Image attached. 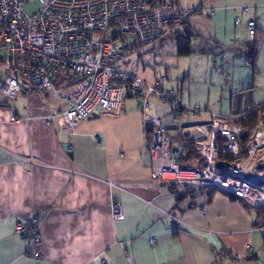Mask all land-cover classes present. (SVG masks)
<instances>
[{"label": "crops", "instance_id": "obj_1", "mask_svg": "<svg viewBox=\"0 0 264 264\" xmlns=\"http://www.w3.org/2000/svg\"><path fill=\"white\" fill-rule=\"evenodd\" d=\"M172 1L214 12L206 17L210 20L190 17L168 28L164 37L195 36L192 53L198 42L246 55L251 45L256 49L262 44L249 38V21L256 22L263 37L264 31L261 19L255 17L257 7L244 6L245 0ZM243 8H248L247 14ZM233 21L232 33L228 25ZM212 31L225 39L216 35L213 41ZM155 64L148 58L137 72H127L153 83L158 76ZM68 107L59 93L0 101V264H232L231 255L240 256L242 264H264V208L190 187H177L174 195L169 182L154 179L149 128L134 100H125L119 117L93 119L73 131L45 124L51 113ZM167 114L168 109L158 110L168 127ZM115 203L122 206V221L112 216ZM33 218L40 223L42 237L39 263L15 234L18 222ZM153 238L157 244L150 246Z\"/></svg>", "mask_w": 264, "mask_h": 264}, {"label": "built area", "instance_id": "obj_2", "mask_svg": "<svg viewBox=\"0 0 264 264\" xmlns=\"http://www.w3.org/2000/svg\"><path fill=\"white\" fill-rule=\"evenodd\" d=\"M31 5L38 8L34 14L25 11V6ZM242 10L248 13V8ZM196 15L211 18L214 12L180 7L172 0H0V101H27L39 92L59 93L69 107L51 113L45 124L73 131L93 119L119 117L125 100L132 99L142 121L149 125L148 152L154 179L205 195L222 192L252 208H264L256 205L264 196V174L258 170L264 167V132L260 133L264 108H249L237 116L217 115L199 106L188 109L175 92L161 86L163 78L156 76L148 83L118 67L135 46L154 45L169 27L180 26ZM247 30L255 42L256 22L249 21ZM57 78L65 85L63 89L55 86ZM155 100L168 107V127L158 115ZM201 114L210 121L181 125L182 117ZM252 116H257L256 127L245 129L241 122ZM247 175L256 177L258 183L246 180ZM111 213L117 221L124 219L119 203L112 204ZM39 225L33 218L15 227L16 236L38 263L42 259ZM149 244L155 246L157 238ZM248 253L254 254L251 247ZM231 262L242 264L243 260L231 255Z\"/></svg>", "mask_w": 264, "mask_h": 264}, {"label": "rangeland", "instance_id": "obj_3", "mask_svg": "<svg viewBox=\"0 0 264 264\" xmlns=\"http://www.w3.org/2000/svg\"><path fill=\"white\" fill-rule=\"evenodd\" d=\"M262 3L264 4V0H245L243 5L257 7L255 17L256 20L261 19L264 31V5ZM37 10L36 5L25 6V11L28 14H34ZM192 17L203 21L210 20L202 15ZM232 19L234 20L235 17L233 16ZM234 21L228 25V28L232 29V33L235 29ZM211 33L215 35L212 36L213 41L216 40L214 39L216 35L221 40L225 39L219 37L215 31ZM163 39L160 40L164 42L162 46L160 41L151 46H135L133 51L128 52V55L119 62L120 68L129 72H137L148 58L155 59V65L162 66L158 67L156 71L157 75L163 78L162 87L175 92L181 105L188 109L199 106L202 110H207L210 113L230 116L232 113L246 112L249 108L261 107L258 110L264 108V37L260 32L257 31L256 42L262 44L256 47L258 52L256 67L250 63L246 52L244 54L238 50L224 49L221 45H214L210 48L208 42H198L194 45L191 56L179 57L175 38L167 36ZM204 48H209L210 52H203ZM58 80L59 78L56 79L55 86L63 89L64 86L59 84ZM155 104L158 110L166 111L168 109L165 104L156 100ZM129 106L135 107V104L129 103ZM260 113L264 125V109ZM209 121L208 116L201 114L182 117L181 125H201ZM166 123L170 124V120H167ZM263 168V166H259L258 170L264 174Z\"/></svg>", "mask_w": 264, "mask_h": 264}, {"label": "trees", "instance_id": "obj_4", "mask_svg": "<svg viewBox=\"0 0 264 264\" xmlns=\"http://www.w3.org/2000/svg\"><path fill=\"white\" fill-rule=\"evenodd\" d=\"M200 8H205V7H199ZM198 9V8H197ZM207 9V8H206ZM194 15V14H193ZM190 18V17H189ZM188 20V19H187ZM187 20L185 22H187ZM184 22V23H185ZM183 23V24H184ZM173 27V26H171ZM195 36L193 35H187V36H183V35H178L176 36V39H175V43H176V47H177V52H178V56L179 57H189L191 54H192V39L194 38ZM255 43V42H254ZM132 51V50H130ZM257 51L256 49L254 48V44L251 45L249 47V51H248V54H247V57L250 61V63L253 65V67H256L255 65V62H256V58H257ZM238 114L236 115H233V116H237ZM257 116H252L250 118H248L247 120L241 122V125L245 128V129H248V130H253L256 125H257ZM147 134H148V140H150V132L147 131ZM245 140V139H244ZM178 188L175 187V186H172L171 188V192L174 194V195H177V190ZM177 201H181V198L178 197Z\"/></svg>", "mask_w": 264, "mask_h": 264}, {"label": "bare ground", "instance_id": "obj_5", "mask_svg": "<svg viewBox=\"0 0 264 264\" xmlns=\"http://www.w3.org/2000/svg\"><path fill=\"white\" fill-rule=\"evenodd\" d=\"M263 132H264V130L261 129V132L260 133L263 134ZM254 163H255V161L253 160L250 166H253ZM263 163H264V160H263ZM256 205H258V206H264V196H262L260 199H258V201L256 202Z\"/></svg>", "mask_w": 264, "mask_h": 264}, {"label": "water", "instance_id": "obj_6", "mask_svg": "<svg viewBox=\"0 0 264 264\" xmlns=\"http://www.w3.org/2000/svg\"><path fill=\"white\" fill-rule=\"evenodd\" d=\"M264 144V143H263ZM246 180L250 181V182H253V183H258V180L256 177L254 176H250V175H247ZM262 236L264 237V228L262 229V232H261Z\"/></svg>", "mask_w": 264, "mask_h": 264}]
</instances>
